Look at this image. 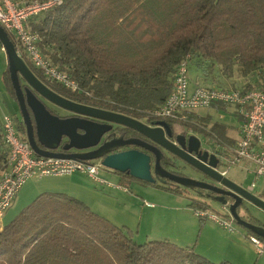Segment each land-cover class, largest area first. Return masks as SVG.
<instances>
[{
  "label": "trees",
  "instance_id": "obj_1",
  "mask_svg": "<svg viewBox=\"0 0 264 264\" xmlns=\"http://www.w3.org/2000/svg\"><path fill=\"white\" fill-rule=\"evenodd\" d=\"M25 25L38 33L44 57L78 89L46 80L21 53L43 83L73 101L147 124L161 119L152 113L169 95L184 59L205 72L217 65L226 78L236 70L247 80L227 88L264 91V0H63ZM3 81L16 100L7 68ZM185 115L184 127L217 142L226 138L224 125L215 122L207 129L209 117ZM20 131L25 133L22 121ZM6 152L0 124V172ZM119 174L124 186L131 176ZM139 181L182 194L178 186ZM260 194L264 199V189ZM250 221L264 227L258 219ZM132 236L75 197L42 192L0 229V264H231L166 239L137 243Z\"/></svg>",
  "mask_w": 264,
  "mask_h": 264
},
{
  "label": "water",
  "instance_id": "obj_2",
  "mask_svg": "<svg viewBox=\"0 0 264 264\" xmlns=\"http://www.w3.org/2000/svg\"><path fill=\"white\" fill-rule=\"evenodd\" d=\"M8 37L7 32L0 26V45L6 55L10 82L14 90L21 121L25 127L26 139L36 155L76 160L98 159L106 169L126 173L132 178L150 183L158 182L155 176L166 178V180L168 179L185 189H189L199 194V196L218 202L222 206L226 205L231 218H233L232 220L236 224L264 238V227L258 225V223L255 224L244 220L239 212L241 209L245 210V202L264 212V199L257 194H253L251 186L245 188L226 177L219 170L221 165L216 155L205 148H201V142L197 136L190 133L186 141L184 135L177 133L176 142H172L168 138L172 133L167 121L158 120L152 124H146L136 118L79 103L62 96L43 83L31 71L17 53L14 43ZM20 78H23L30 87L25 88V95L21 88ZM31 89L56 106L83 117L60 118L49 113L45 104L35 96ZM29 110L35 123L37 138H35ZM86 117L103 122H96ZM113 123L132 129L145 136L153 143L159 145V147L171 152L191 165V167L193 166L197 171L205 175L209 181L179 175L165 169L161 166L160 159L166 158L159 147L136 137L127 139L119 137L118 139L104 142L95 149L81 151L96 146L100 141L101 135L109 131ZM79 130L82 132H79ZM63 136L68 139L67 144L63 148H74L76 151H52L57 148ZM128 145L143 147L154 153L153 172H151L149 155L137 149H127L107 154L114 148ZM159 183H163V181H159ZM202 191L212 192L213 195L202 193Z\"/></svg>",
  "mask_w": 264,
  "mask_h": 264
},
{
  "label": "built area",
  "instance_id": "obj_3",
  "mask_svg": "<svg viewBox=\"0 0 264 264\" xmlns=\"http://www.w3.org/2000/svg\"><path fill=\"white\" fill-rule=\"evenodd\" d=\"M63 0H0V26L12 34L17 41V53L25 55L30 63L40 70L48 81L56 82L62 87L77 90L76 82L58 69L44 57L39 50L40 37L25 24L27 20L45 10L60 4ZM188 76V61L182 60L175 69L172 87L169 95L153 115L161 119L185 120V113L198 108L212 106L233 108L234 112L243 116L240 126V138L231 151L226 146H220L212 153L216 155L222 167L245 166L247 171L255 177L264 175V91L261 89L221 88L214 86H191ZM19 123V121H18ZM3 142L7 147V157L4 169L0 172V221L4 213L12 205L16 193L30 178L42 176L68 175L78 171L92 179L105 182L100 178V160H76L68 158L43 157L36 155L26 134L22 133L12 115L2 117ZM211 153V152H210ZM109 170V169H106ZM222 173L226 170L222 169ZM115 186V185H113ZM253 189L255 184L252 183ZM119 187V186H115ZM126 189V187H125ZM227 206L226 216L231 218ZM194 214L201 219H208L220 223L225 229L232 231L231 222L220 220L216 215L207 211L194 210ZM250 240L255 246L257 254L264 253V243L256 236Z\"/></svg>",
  "mask_w": 264,
  "mask_h": 264
},
{
  "label": "rangeland",
  "instance_id": "obj_4",
  "mask_svg": "<svg viewBox=\"0 0 264 264\" xmlns=\"http://www.w3.org/2000/svg\"><path fill=\"white\" fill-rule=\"evenodd\" d=\"M6 68V55L0 46V124L4 115H12L15 122H17L18 129L20 130L19 123L21 121V116L18 105L10 91L8 89L6 90L3 81V72L6 70ZM188 76L190 80V85H193L194 82L192 81L198 80L196 76L201 78V73L197 69H195V66L193 64L190 63L188 65ZM207 84L212 85L213 82L207 80ZM223 84L224 83L222 82V84L214 85L222 86ZM195 112L201 117H209V120H211V122H217L230 126L231 129L237 127L239 124L238 117L231 114L228 109L217 110L214 108H198L195 110ZM211 122L209 121L205 124V127L207 129L210 127ZM173 123L175 124L174 128L177 131L183 129L184 131H188L187 133L189 134H194L199 138L201 145H203L205 149L209 151H215L217 146H214L215 142H212V139L206 138L202 133H198L191 129H188L187 127H184L183 125H181L180 120L175 121ZM178 166L179 167H176V169L181 171L182 167L180 165ZM219 169L226 170V173L224 174L226 177L237 180V182L245 188L254 183L255 186L252 189L253 194H257L258 196L261 195L260 193L264 189V175L255 177L252 172H249L247 170L244 171L243 169H240L237 166H230V168H224L220 166ZM105 170L106 169L101 168L100 172H107V170ZM116 176V174H112V178L114 180L116 179ZM123 184L127 187L130 185L132 187L143 186L145 188H152V185L144 184L141 181L132 177L126 178ZM154 189L157 191H153L154 193H152L151 195H146V198L148 199L147 201H149L148 203L156 204L158 203L157 201H159L161 203H165L167 207H183L189 211L191 219H183V217H187L186 215L188 214L184 215L182 211L168 209L169 211L165 215L162 212H160L158 215L155 214V218L150 217L148 218V220H146V217L144 216L140 224V216L138 215L135 222L133 223V229H137L140 226V231L138 232V235H136L137 233L135 232V242L143 243L148 240H155V238H153L154 234H152V231L153 233H159L157 235H161L163 230H165L166 225H169V231L171 232H175L177 228L180 229V226H185L190 231V235H192L188 247L193 248L196 253L206 257L212 262L217 263L223 260H227L231 264H264V253L259 255L256 253L253 248L254 245H252V242L250 240L251 234H249L246 229L239 226L234 221H231L230 218L226 216L224 209L221 208L222 205L220 203L199 196V194L185 188H180L182 190V194L173 193L179 195L174 197L165 195L167 193H165L166 191L163 189ZM191 203H194V205H191ZM247 207H249V210H251L253 216H255L259 221L264 222V212L262 210L258 209L257 207H254L249 203ZM194 210L207 211V213L209 212V214L216 215L220 220L225 219L231 222L233 230L229 231L225 229L220 223L215 221H211L208 219L201 220L194 214ZM240 214L245 216V214H248V212L245 213V210L241 209ZM145 231L149 232L150 238H144L143 235H145ZM198 249H202V251H204V254L199 252Z\"/></svg>",
  "mask_w": 264,
  "mask_h": 264
},
{
  "label": "crops",
  "instance_id": "obj_5",
  "mask_svg": "<svg viewBox=\"0 0 264 264\" xmlns=\"http://www.w3.org/2000/svg\"><path fill=\"white\" fill-rule=\"evenodd\" d=\"M195 66V65H194ZM195 69H197L201 73V78L196 76L198 79L194 82L193 85H207V86H216L214 84H222L224 87H237L244 84L247 80L244 77H241L238 72L235 70L232 77H224L220 71L217 65H215L209 72H205L203 69H200V67L195 66ZM207 80L213 82L212 85L207 84ZM221 82V83H220ZM232 85V86H231ZM7 90V89H6ZM210 108L214 109H224L229 110L231 114L234 116H237L239 119V124L235 128H230V126H225V135L226 138L224 141L217 142L215 139H212V142L214 141V146H217L218 149L220 146H226L228 148V151H231L233 147L235 146V143L240 138V126L242 121L244 120L243 116L234 112V109L228 108V107H216L212 106ZM209 109V108H206ZM191 113H194L197 115V113L192 111ZM199 116V115H198ZM201 117V116H200ZM211 122V120H209ZM215 123V122H211ZM210 124V125H211ZM221 124V123H219ZM229 127V128H228ZM209 138V137H208ZM240 169H243L244 171L245 166H237ZM221 170V169H219ZM106 171V170H105ZM111 174V177H110ZM113 175H117L116 179L114 180L112 178ZM100 178L103 179L105 182H99L88 175L75 171L68 175H58V176H42L41 178H30L28 179L18 190L16 193L15 199L13 200L12 205L9 207V209L4 213L1 221H0V229L7 224L10 220L14 218V216L27 205V203L31 202L38 194L42 192H62L69 196L75 197L79 199L80 201L84 202L92 211L95 213H98L99 215L107 218L114 224L118 226H125L128 228L132 233L133 236L138 235V232L140 231V226L137 229L134 228V222L138 215L140 216V224L142 218L145 216L146 220L148 218L153 217L155 218V214H159L162 212L164 215L170 210H176V211H182L184 215L187 217H183V219L190 218L191 216L189 214V211L183 207L180 206H174L170 207L165 204L157 201L158 203H148V199L146 198L147 194L154 193L153 191H157L153 187H143V186H128L125 189V186L121 185V179L119 172H115L112 170H107V172H100ZM234 182H237L235 179H231ZM238 183V182H237ZM113 185H117L119 187H115ZM159 193V192H158ZM165 195H169L170 197L179 196L176 194H173L172 192L166 191ZM161 195V194H157ZM171 199V198H170ZM177 199V198H176ZM154 204V205H153ZM165 230L161 233V235H157L159 233H153L155 240H169L177 245H180V247H188V244L190 243V240L192 238V235H190V231L187 227L180 226V229L177 228L175 232L169 231V225L165 226ZM207 227V226H205ZM204 227V228H205ZM135 232L137 233L135 235ZM144 238H148L150 236L149 232L145 231V235H143ZM150 238V237H149ZM254 250L255 246H253ZM199 252L203 253L202 249H198ZM257 253V252H256ZM204 254V253H203ZM206 255V254H205ZM211 258V257H209Z\"/></svg>",
  "mask_w": 264,
  "mask_h": 264
},
{
  "label": "flooded vegetation",
  "instance_id": "obj_6",
  "mask_svg": "<svg viewBox=\"0 0 264 264\" xmlns=\"http://www.w3.org/2000/svg\"><path fill=\"white\" fill-rule=\"evenodd\" d=\"M20 84H21V88L23 90V93L25 95V88L26 87H29V86L26 84V82L23 80V78H20ZM32 92L35 94L36 97H38L45 104V107L48 109L49 113H51V114L57 115L60 118H66V117H72V116L83 117L81 115H77V114H74V113H72L70 111H67L65 109H62L59 106H56L55 104L51 103L47 99L41 97L34 90H32ZM30 113L31 112L29 110V114ZM30 116H31V119H32V122H33L35 138H37V136H36L35 123H34V120L32 118V114H30ZM86 118H88L90 120H93V121H96V122H100V123L103 122V121H100L98 119H93V118H89V117H86ZM159 120H164V119H159ZM20 123H21V121H20ZM169 125H170L171 133H172L171 136L168 137L169 140H171L172 142H176V136H177V133H178V134L184 135L185 136V140L187 141V138L190 135L189 133H187L188 131H184L183 129L177 131L174 128L175 127V124L173 122H169ZM79 132H82V131L79 130ZM119 137H121L122 139L136 137V138H140L141 140H143V141H145V142H147V143H149L151 145H154L156 147H159V145L153 143L151 140H149L145 136L140 135V133H138V132H136V131H134L132 129H129L127 127H123V126H120V125H117V124H114L113 123L112 124V128L109 131L105 132L103 135H101L100 141H99V143L96 146L90 147L89 149H84V150H81V151L95 149L99 145H102V143L108 142V141H110L112 139H118ZM67 142H68V139L65 138V136H63V138H61V141L59 142L57 148L54 149V150H52V151H58V152L76 151V149H74V148L64 149L63 147H64L65 144H67ZM40 146L42 148H44L42 145H40ZM201 148H204V146L201 145ZM127 149H137L139 151H142V152L148 154L149 157H150L149 160H150V165H151V172H153V165H154V161H155L154 160L155 159V155H154V153L151 150H148V149H145L143 147L136 146V145H128V146H124V147L114 148L111 151H109L107 154H111V153H115V152H118V151H121V150H127ZM159 149L161 150L162 154L166 158V159H163V158L160 159V164L165 169L170 170L171 172L177 173L179 175H185V176H189V177L196 178V179H202L204 181L205 180L209 181V179H207L205 177V175L201 174V172L197 171V169H195L193 166L191 167V165H189L188 163H186L183 160L179 159L177 156H175L171 152L167 151L166 149H164L162 147H159ZM209 152L212 153V151H209ZM214 152L215 151H213V153ZM178 165H180L182 167L181 171H179V170L176 169V167H179ZM196 174L199 175V176H197ZM155 178L158 181L157 183H159V181H163V183H159V184L167 185V186L168 185H173V186H178L179 188H184L182 186H179V185L171 182L168 179L166 180V178H160L158 176H155ZM202 193H205V194L206 193H209L210 195H213L212 192H208V191H202ZM247 206H248V203L245 202V206H244L245 207V213L248 212V214H245V216L242 215L243 218H244V220L250 221V219H252V218L257 219L255 216H253L251 210H249V207H247ZM259 223H264V222L259 221Z\"/></svg>",
  "mask_w": 264,
  "mask_h": 264
}]
</instances>
